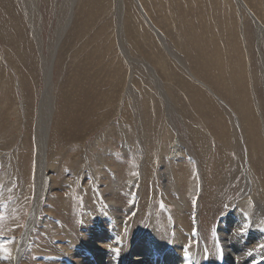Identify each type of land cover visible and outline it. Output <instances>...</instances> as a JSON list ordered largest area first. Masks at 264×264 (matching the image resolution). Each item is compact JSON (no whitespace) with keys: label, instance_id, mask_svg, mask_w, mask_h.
I'll list each match as a JSON object with an SVG mask.
<instances>
[{"label":"rangeland","instance_id":"rangeland-1","mask_svg":"<svg viewBox=\"0 0 264 264\" xmlns=\"http://www.w3.org/2000/svg\"><path fill=\"white\" fill-rule=\"evenodd\" d=\"M133 1L0 0V34L5 31L3 28L6 27V21H10L15 27L11 28L10 32L7 27L8 31L2 33L5 35L0 36V237L16 241L31 211L34 197L32 174L33 165L36 164V101L44 89V70L52 71L50 89L53 99H50L46 91V105L48 104L49 108L53 103L56 112L51 115V118L54 115L55 118L52 135L49 137L50 140H55L54 152L48 155V159H55L53 165L64 175L57 183H51L44 210L39 211L35 218L36 223L32 225L28 235L29 245L25 247L24 257L19 258L18 264H41L42 258L46 262L43 264L51 263V256H55L51 248L57 239L65 237L62 227L67 225V228H72L80 219V209L86 204L85 190L92 182V176L88 175L87 170H83L85 179L82 177L81 184H76L78 176L74 174L73 169L82 166L86 155L93 156L98 152L106 158L104 161L107 166L103 167V173L107 174L108 168H112V174L102 178L101 187L100 184L94 186L100 197V215L107 214L102 210L104 205L110 206L114 212L117 209V220L122 229H125L126 222H129L131 228L135 225L141 226L143 223H138L135 214L143 209L145 204L147 206L154 201L153 207L157 209L158 214L161 212L170 227H174L173 223L177 221V218L173 219L175 211L183 216L186 227L178 225V231L186 237L188 245L194 242L189 233L193 232L191 230L199 223L207 236L210 233L213 235L218 217L224 211H237L238 215L234 216H239L245 221L250 211L259 213L255 210L252 200H248L246 204L243 199L239 200L245 191L247 180L246 178L243 186L237 184L243 176L241 172L236 173L234 178L231 177L234 182L227 183V186L214 182L221 181L224 175L234 170L232 167L237 162L234 154L236 150L230 141L232 136L228 138L227 146L216 145L217 141L222 142L226 135L232 134L229 128L223 129V117H227L226 111L230 110L224 100V103L219 99V103L217 102L210 87L200 86L201 84L192 77L196 76L193 71L206 74L208 81L214 85L215 92L219 93L221 90L216 84L224 83L222 73L226 75L225 71H238V77L239 74L242 76L240 82L246 89V93L241 92L240 98L252 108L257 103L260 109L257 108L256 122H264V0H241L259 20V25L263 28L261 31L257 30L254 19L236 0H141L156 28L158 27L164 35L167 34L165 42L154 36L149 23L145 18L141 20L137 11L129 17L133 37L128 32L127 37H130L132 42L130 38H126L122 29L128 11H132ZM137 17L141 21H137ZM29 23L39 27L40 35L33 34ZM191 31L196 34L193 35ZM189 34L194 37L196 43L198 41L204 46L203 57L200 56L198 44L195 48L191 38V49L186 47ZM258 34L261 35L260 38ZM212 39L215 43L209 47L206 54L204 42L208 45V41ZM161 71H168L170 74L162 75ZM218 71H221V75ZM179 72L185 75L186 81L189 80L210 96L211 90L214 93V106L202 103L204 101L198 92L187 90L184 78L182 80L177 76ZM132 73L137 79L138 76L142 77L148 84L146 87L151 89V94L157 97V114L153 122L135 120L127 102L123 105V117L126 121L121 120L122 104L119 106V101L124 97L125 86ZM196 77L202 81L201 77ZM17 81L21 84L20 88H17ZM133 82L138 87V82ZM123 86L124 92L121 93ZM173 94L182 95L187 99L186 103L184 101L182 105L175 104ZM25 95H28L30 102ZM226 98L225 96L227 101ZM195 116L197 120L202 121L203 130L209 135L207 142L211 145L213 154L209 153L207 162L195 148L193 156L191 155L189 149L182 144L184 138H177L180 143L178 146L174 144L175 140L173 141L176 135L171 133V128L175 127L181 131L185 122L192 125L197 121ZM138 122L142 123L145 136L142 135L143 129ZM153 124L155 127L151 128ZM236 129L238 130L237 127ZM261 131L264 142V130ZM239 135L238 130L234 139L237 138L239 144H242L240 142H243V139ZM176 151H179V154ZM57 154L65 155L63 162L58 161ZM220 155H229L231 163L228 165V162H223ZM24 157L28 158L27 166H24ZM262 159L263 157L260 160ZM142 162L145 174L147 165L152 167L157 164L160 174L155 183L143 173L145 188L142 190L145 191L141 192L142 197L138 200L135 191L139 186L135 181L140 176ZM46 171L48 175L56 177V172L49 169ZM170 179H174L173 182ZM116 180L117 185L107 187L108 183L111 184L110 181ZM234 185L236 186L232 188ZM203 186H208L213 196L205 192ZM55 190L62 198L54 197ZM259 194L263 195L261 191ZM54 198L70 201L68 207L71 206L72 217L66 225L61 220L63 210H59ZM206 202L216 208L214 213L206 214L203 207ZM197 203L200 205L201 215L196 212ZM255 223L264 236V223ZM159 228L163 230L161 223ZM139 232L148 233L140 228L135 231V235Z\"/></svg>","mask_w":264,"mask_h":264},{"label":"bare ground","instance_id":"bare-ground-1","mask_svg":"<svg viewBox=\"0 0 264 264\" xmlns=\"http://www.w3.org/2000/svg\"><path fill=\"white\" fill-rule=\"evenodd\" d=\"M236 1H237V3L239 1L240 2L239 4L243 7V9L245 11H247V13L252 17V19H254V21L256 22V25H257V30L261 31V29H263V28H261L262 25L261 26L259 25V20L255 17V15L252 12H250L249 8L243 2H241V0H236ZM133 3L134 4L132 6V11L128 9L129 11H128L127 18L125 19V24L123 27L124 30L122 29V31H124L126 33V35L124 33L126 38H128L127 32H128V34L131 35V37H133V31L131 28V21H130L129 17L132 14L134 15L135 13L138 12L137 15H139L141 17V20H142V18L143 19L145 18V20L149 23L150 27L154 31V34H155L154 36L155 37L158 36L160 41L162 40V42H165L164 40L167 37V34L165 33V35H164L158 29V27L156 28L154 23L149 18L150 13L149 12L147 13V10L145 9L141 0H134ZM237 6H238V4H237ZM133 20H135L134 17H133ZM141 20L138 19V17H137V21H141ZM120 21H122V19ZM29 25L33 31V34H35V36H36V34L40 35V34H38V31H39L38 26L31 25L30 23H29ZM7 27L9 28V32H10L11 28L12 29L15 28L13 25H11L10 21H6V27L5 28H3V26H2V28L5 31H8ZM17 30H18V27H17ZM5 31H3V32H5ZM193 31H191L192 34H193ZM259 32H257V33H259ZM1 34H0V36H1ZM194 34H196V33H194ZM3 35H5V34H2V37H3ZM260 37H261V35L258 34V38H260ZM190 38L192 39V44L195 48L197 47V44H198L199 51L201 52L200 56L203 57L204 51H205L204 46L202 47V44H199L198 41L196 43L194 37L190 34L188 36V42L186 44V47L188 49H191ZM196 39H198V38H196ZM199 39H201V38H199ZM130 40H131V38H130ZM154 41H155V38H154ZM131 42H132V40H131ZM213 43H215L213 41V39L208 41V45L204 42V44L206 46V54H207V51L209 50V47L213 46ZM235 45H236V42H235ZM186 47H185V49H186ZM136 48L138 49V47H136ZM164 48H165V46H164ZM168 49H170V48H168ZM161 58H163V54H162ZM50 60H51V58H50ZM206 60H208V59H206ZM205 61L202 60V62H205ZM45 62H46V60H45ZM46 66H47V63H46ZM150 66H152V65H150ZM49 67H50V64H48V68ZM166 70H168V69H166ZM152 72H154V71H152ZM193 72L196 76L201 77L202 79L201 78L200 79L202 81H200L198 79V77H196V76L192 77V78L195 81H197L198 84L200 83L201 84L200 86L204 85L205 87H207V86L210 87L212 89V91L215 93V95L211 90L210 91L208 90L209 93H211L212 96L214 95V97L217 98L216 99L217 102H218V99L220 101H222L223 103L225 101L226 105L228 104L227 105L228 109L230 110V112L226 111V113L228 114V115H226L227 117H223V116L222 117L225 118L223 120V122H224L223 129L226 128V130H227V128H229V130H231L232 134L226 135L225 138L222 139V142L217 141L216 145L221 146L222 144L223 145L226 144V146H227L228 145L227 141L229 142L228 138H231V136H232L233 140L231 138L230 141L232 142L231 146H233V148H235V150H236V153H234V154L237 157V162L232 167V168H234V170H230L226 175H224V177H222V179L220 178L221 181H214V182H217L218 184L219 183L220 184H226V186H227V183L234 182V181H231V179L235 177L234 175L236 173L238 174L239 172H241V175H243V176H242V178H240V180L237 182V184L243 186L244 181L247 178L246 184H245L246 188L244 189L245 191L243 192L242 197L237 196V198L239 197V200L243 199L245 201L244 202L245 204L248 202V200H250V201L252 200L254 207H255V210H257L260 214L256 213V212L253 213V211L252 212L250 211L249 214H247V220L245 221L239 216H234V214L238 215L237 211L233 210L234 211L233 213H231V211H224L218 217V224H217V227H216L213 235L210 233L207 236L204 233L205 231L203 230V228L201 227V225L199 223V224H197L195 229L191 230L193 232L189 233L191 238L193 236L194 242H192V244L190 243V245H188V243L186 242V237L182 236L180 234V232L178 231V225H180L182 227H186L185 222L183 220V216L180 213L175 211L174 215H173V219L177 218V221L173 223L175 228L173 226L170 227L169 222H166V219L164 216H162L161 212L158 214L156 211L157 209L155 207H153V205L155 203V201H154L153 204L148 203L149 205L147 204V206L145 204V207L143 209L137 211L138 213L135 214L136 215L135 218L137 219L138 223H140V222L143 223L141 226L135 225V226H133V228H131L129 222H126V225L124 227L125 229H122L120 226V222L117 220V217L119 215L116 212L117 209L114 212L113 210H111L110 206H106V205L103 206L102 205L103 206L102 210H105V212L107 214L104 216L100 215V211H99V207H98V206H100V197L96 192L98 190H96L94 186H96V185L99 186V184H100V187H101V184H103V181H101L102 178L103 177L107 178L109 174H112V168H108L107 174L103 173V171H104L103 167L107 166L105 161H104V159H106V158H103L102 155L100 154V152H98L93 156L86 155V157L84 158V163L82 164V166L79 168L73 169L74 174L76 176H78V178H77L78 181L76 180V182H75L76 184H81L80 181H81L82 177H83V180L85 179V176H83L85 174V172H84L85 170H87L89 176H92V178H91L92 182L88 184L89 187L85 190L86 194H85L84 200H85L86 204H84L82 206V208L80 209L79 215L81 217L79 216L80 219H78L75 222V226H73L72 228H67V225H66V223L68 221H70L71 217H72V211L70 209L71 206L68 207L70 201L67 202L66 199L65 200H62V199L57 200L58 197L62 198V196H60L56 190L53 193L54 197L57 198V199L54 198L57 200V201L54 200V203H56L58 205V207L60 208L59 210H63V214H61V220L65 223L66 226L62 227V233L65 235V237H63L62 239L56 240L57 241L56 244H54L53 247L51 248L54 250L53 254L55 256L52 255L50 258L51 263H47V264H264V249L258 250V246L264 245V236H262V234H261L262 233L261 229H259V227H257V225H255V224H257V223H255L257 221L264 223V218H263L264 201H262V198L264 200V142H263V135H262L263 132L261 131V129L264 130V122L261 120L260 122H262L263 124L257 123L256 122V116H255L258 113L257 108L260 109L259 105L257 103L256 104L254 103L255 106H253V108H252L251 106H249L246 102H244L240 98L241 92L243 91V93H246V89H244L243 85L241 84L242 82H240L242 80V76H241V74H239V77H238V71H225L226 75L223 73L221 75V71H218V73L221 76H224L223 77L224 83L219 82L216 84L217 88H219L221 90V92H219L220 94L215 92L216 89H215L214 85L208 81L206 74H202L200 72L196 73V71H193ZM236 72H237V75H236ZM51 73H52V71H45V70L42 71L43 78H44L43 80L45 82V85H44V89L42 91V94L39 95L40 97L36 101V110H37V112H36L37 117L35 120L36 152L34 153V159H35L36 164H35V166L33 165L34 171L32 174L34 177V179H33L34 197H33L31 211L28 213L29 216L27 217V220L23 224V228L21 230V233L18 235L17 240L14 243L9 245V247L12 249V253H13L14 258H9V257L5 256L4 254L0 253V264H18L19 258H21L22 256L24 257L25 247H28V245H29L28 235L31 233L30 231L33 228L32 225H34V223H36L35 218H36L37 214L39 213V211L44 210L43 206L45 205V200H46L47 196L49 195L50 185H51V183L52 184L57 183L58 179H62V177L64 176L62 174V172H60V170H58V168L56 169V166L53 165V161L55 159L54 160L48 159V155L51 154L52 152H54L53 146L55 145V140L54 139L50 140V138H49L52 135L51 129H52L53 120L55 118V115H54V117L52 116V118H51V115H52V112H55V109L53 107L52 101H51L52 106H50V104H49L50 107L48 108V104L46 105V103H47L46 101H47L48 97H47V93H45L47 91L49 97H51L50 99L51 100L53 99V97H52L53 94H52L51 89H50V88H52L50 86ZM160 73H162V75L164 73L167 76L169 72L168 71L167 72L161 71ZM175 75H177V73H175ZM155 76H156V74H155ZM177 76L179 77V79H182V80L184 78V82H186L187 86H188L187 90L195 91V92L199 93V95L202 97V99L204 101L202 103H207L210 106H214L213 97L210 96L205 90L194 86L189 80L186 81L184 74L179 72V74ZM133 80L138 82V87H136L134 85ZM213 80L215 81L214 78H213ZM157 81H158V79H157ZM17 83H18L17 88L18 87L20 88L21 84L18 81H17ZM158 83H159V81H158ZM146 84L147 83L145 82V80L142 77L140 78L138 76V79H137V78H135V75H133V73L130 75L128 84L126 86L124 84V86H125L124 97L122 96V98L119 101V106L122 104L121 105L122 106V109H121V120L122 121H124V122L126 121V119H124V117H123V113H124L123 105L125 102H127L129 104L131 110L133 111L132 115L134 116L135 120L140 121L142 119L145 122H147V121L153 122V120L157 114V108H156V104H155L157 97H156V95L154 96L151 94V92H150L151 89L150 88L148 89V87H146L148 84L147 85ZM8 85H9V83H8ZM124 86L122 87L121 93L124 92ZM17 88H16V90H17ZM21 94L23 97V92H21ZM221 94L224 97L226 96L228 99H230V101L227 98H226L227 99V101H226ZM173 96L174 97H172V98H173L175 104L182 105V104H184L183 103L184 101H185V103L187 101V99H185L182 95H176L175 96L173 94ZM27 97H28V95H25L26 99H27ZM172 98L170 97V99H172ZM28 102H30V99L28 100ZM215 105H217V104H215ZM217 107H218V105H217ZM186 108H188V107H186ZM175 113H176V111H175ZM55 114H56V112H55ZM189 115H191V114L189 113ZM258 117H260V116L258 115ZM195 119H196V116H195ZM51 120H52V123L50 124ZM129 120H130V118H129ZM132 122L134 123V121H132ZM141 122H138V123L143 129L142 135L145 136L144 127L142 126L143 122L142 123ZM182 125L183 126H182L181 131L175 127L171 128L173 131L171 133L176 135L175 139L172 138L173 141L175 140L174 144L177 145L179 143V141H177V140L180 138H184V141L182 144H184L183 146H185L186 148L189 149L191 155L194 154L193 151L195 148L198 151V153L205 158V162H207V158L209 157V153H212V151H211L212 148H211V145L207 142L209 135L205 130H203L204 125L202 124V121L197 120L192 125L186 124V122H185ZM152 127H155V125L154 124L151 125V128ZM236 127L238 128L240 135H241V138L243 139V142H240L242 144H239V142L237 141V138H236V140L234 139L235 134H237V131H238L236 129ZM151 128H149V129H151ZM63 131L65 133H67L66 130H63ZM220 136H224V135H220ZM53 138H54V136H53ZM210 140L212 141V139H210ZM22 141L24 142V140H22ZM240 141H241V139H240ZM22 145L23 144H21L20 148H22ZM231 146L229 148H231ZM61 147H64V146H61ZM239 147H240V149H239ZM178 148H177V150H178ZM29 150H30L29 151V154H30L31 149H29ZM178 152L179 151H176V153H178ZM221 152H223V149H221ZM56 156H57V158L59 157L58 161L63 162V158L65 157V155L63 156V155L57 154ZM156 156L158 157V155H156ZM262 157H263V159L260 160ZM9 158L10 159L12 158V154H10ZM220 158L222 159L223 162H228V165H229V163H231L229 160V155L226 157H225V155H220ZM132 159H134V158H132ZM23 162L25 164L24 166H27V163H29L28 158L24 157ZM65 162L66 161H64V163ZM196 162H198V161H196ZM11 164H12V162H11ZM155 165H156V163H155ZM141 166H142V169H140V176L137 177V179L135 181L136 183H138L137 185L139 186V187H137V189L135 191V195L138 197V200L141 199V197H142L141 192L145 191V190H142L143 188H145L144 183L142 181L143 180V173H144L143 172V168H144L143 162H142ZM28 167H29V164H28ZM116 168L113 169L115 172H117V169H118V168L117 169ZM46 169H49L51 172H56L57 173L56 177L53 178V176L48 175ZM170 169H172V168H170ZM159 171L160 170L158 168V164L156 166L153 165L152 167L150 165H147L146 166V174L145 173L144 174L151 177L152 182H155L157 180L156 177L160 174ZM220 171H222V170H220ZM255 172H256V174H258V176L255 174ZM26 174L28 175V171H26ZM211 175H212V173H211ZM254 175H256L257 179L256 178L254 179ZM169 178H170V176H169ZM151 180H150V182H151ZM170 180L173 182L174 179L173 180L170 179ZM229 181H231V182H229ZM110 182H111V184L108 183V185H107V187H109V188H110V186H112V184L115 186L118 183L117 180L115 182L113 181L114 183L112 181H110ZM157 182H159V180ZM172 182H170V183H172ZM76 184H74V185H76ZM236 185L232 186V188H234ZM55 187L57 189L59 188L58 186H55ZM203 187L205 188L204 191L206 190L205 192L212 194V191L210 192L208 186H206V187L203 186ZM240 190H241V188H240ZM260 191L263 193V195L259 194ZM238 192L240 193V191H238ZM214 193H216V192H214ZM71 194H72V192H71ZM68 195H70V193H68ZM212 196H213V194H212ZM202 198H200V202L202 201ZM165 200H166V198H165ZM165 200H163V201H165ZM98 201H99V203H98ZM146 202H148V200ZM167 202H168V200H167ZM206 203H207V205H206ZM206 203L203 205L206 214H209L210 212L214 213L213 211L216 208H214L213 206H209V202H206ZM196 208H197L196 209L197 214L200 213V215H201L199 203H197ZM262 209H263V211H262ZM52 212H54V210ZM55 214L56 213H54V215ZM160 223L162 224L163 230L159 228ZM207 225H208V223H207ZM244 225H247V228L244 230L243 234H239L240 229ZM140 228L145 229V232L147 231L148 233L139 232L137 235H135V231L137 229H140ZM164 229H166L165 232H164ZM188 230H190V228ZM206 230H208V229H206ZM188 232H190V231H188ZM194 232H195V234H194ZM64 238H65V241H64ZM63 244H66V245L64 246ZM43 260L44 259L42 258V260L40 262L46 263ZM43 263H41V264H43Z\"/></svg>","mask_w":264,"mask_h":264},{"label":"snow or ice","instance_id":"snow-or-ice-1","mask_svg":"<svg viewBox=\"0 0 264 264\" xmlns=\"http://www.w3.org/2000/svg\"><path fill=\"white\" fill-rule=\"evenodd\" d=\"M161 207L163 208V205H161ZM246 228H247V225H244L240 229L239 234H243V232ZM194 234H195V232H194ZM14 242L15 241L13 239H7L4 237H0V253L4 254L5 256H7L9 258H14L13 253H12V249L9 247V245L14 243ZM260 249H264V245L258 246V250H260Z\"/></svg>","mask_w":264,"mask_h":264}]
</instances>
